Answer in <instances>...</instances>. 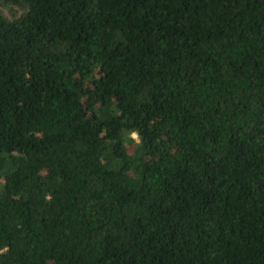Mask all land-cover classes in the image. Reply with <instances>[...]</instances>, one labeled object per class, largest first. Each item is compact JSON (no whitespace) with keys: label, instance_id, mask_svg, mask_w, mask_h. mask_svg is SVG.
<instances>
[{"label":"trees","instance_id":"obj_1","mask_svg":"<svg viewBox=\"0 0 264 264\" xmlns=\"http://www.w3.org/2000/svg\"><path fill=\"white\" fill-rule=\"evenodd\" d=\"M0 264H264V0H0Z\"/></svg>","mask_w":264,"mask_h":264},{"label":"rangeland","instance_id":"obj_2","mask_svg":"<svg viewBox=\"0 0 264 264\" xmlns=\"http://www.w3.org/2000/svg\"><path fill=\"white\" fill-rule=\"evenodd\" d=\"M134 137H136V135L134 134Z\"/></svg>","mask_w":264,"mask_h":264}]
</instances>
